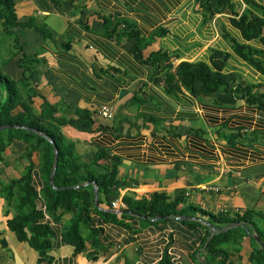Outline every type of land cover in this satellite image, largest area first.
<instances>
[{"label":"crops","instance_id":"crops-1","mask_svg":"<svg viewBox=\"0 0 264 264\" xmlns=\"http://www.w3.org/2000/svg\"><path fill=\"white\" fill-rule=\"evenodd\" d=\"M15 2L20 21L35 19L52 36L44 38L30 26L15 28L17 49L6 58L1 52L0 72L21 80V60L37 56L38 73L26 81L30 87L21 86L23 100L34 112L41 113L47 102L57 117L78 119L84 110L91 113L93 129L70 123L61 129L75 143L78 158L94 170L110 168L111 158L120 161L118 190L99 192L98 201L95 196L100 210L122 218L124 213L111 211L118 210L113 202L132 215L127 196L142 199L165 192L183 195L185 203L179 208L194 204L213 212L264 213V109L237 91L196 93L177 73L181 61L212 64L213 52L222 50L229 54L225 71H234L240 84L264 91V40L245 36L235 23L244 11L264 17V0ZM205 4L229 5L212 15ZM238 45L256 50L262 66ZM161 52L171 57V69L149 60ZM168 70L172 80L166 79ZM3 86L0 83V102L7 98ZM103 106L111 107L112 114H102ZM23 109L19 105L16 112ZM27 145L19 138L5 149L0 145V184L20 178L33 164L34 183L41 189V153L26 157ZM102 151L108 157L95 161ZM94 182L86 184L92 183L95 193ZM16 213L14 201L0 187V264H46L40 263V252L10 228L8 221ZM75 214L63 212L57 222L50 216L60 233L49 251L51 264H152L167 248L181 253L183 263L196 264L193 253L206 237L205 227L183 223L177 216L159 224L127 216V226L104 222L93 211L96 225L104 226L106 245L93 259L91 238L81 252L62 239L64 226ZM255 234L232 247L233 264L252 263Z\"/></svg>","mask_w":264,"mask_h":264},{"label":"trees","instance_id":"trees-1","mask_svg":"<svg viewBox=\"0 0 264 264\" xmlns=\"http://www.w3.org/2000/svg\"><path fill=\"white\" fill-rule=\"evenodd\" d=\"M208 11L214 15L221 12L229 4H205ZM244 35L247 37L259 36L264 40V17L253 15L244 11L235 20ZM0 25L5 32L13 33L15 28L33 27L41 32L44 38L52 36L50 29L45 24H37L35 19L20 21L16 10L15 0H0ZM238 48L248 59L258 66L262 61L256 59L251 46L238 45ZM229 54L216 50L212 54V64L204 61L183 60L177 66V73L181 81L194 92L206 94L219 91H237L253 102H258L264 109V91L256 92L251 84H236L237 76L234 71H225ZM37 56H25L21 60L24 67V77L15 80L9 75L0 72V83H4L7 89V98L0 102V125H27L44 132L52 138L55 144L39 132L11 127L0 129L1 150L5 149L15 138H19L28 145L26 157H30L33 151L41 153V177L42 187L34 183L33 164L27 167L26 172L9 184H0L1 192L15 203L17 213L8 221L10 228L16 232L20 240L28 241L40 252V263L51 264L52 257L49 251L54 247L55 239H58V231L46 214L53 216L57 222L63 212L76 210V214L70 222L64 226L61 235L64 242L75 247L76 252L86 249L87 240L92 239L94 251L93 259L97 258L96 252L106 247L103 235V225H96L97 219L92 215L96 211L104 222H116L120 225L130 226L125 217H138L151 224L165 223L176 216L181 221L192 226H203L201 221H208L206 237L203 239L202 248L193 253L196 264H233L231 249L246 236L256 233V246L251 264H264V213L255 209L245 213L232 214L229 211L213 212L194 204H185L183 195L174 197L165 192H155L149 198L136 199L133 196L126 197V203L134 214L124 213L122 218L110 211L100 210L95 204L94 185L86 184L87 181H97L99 192L110 193L118 190L120 185L118 177L119 159L111 158V166L106 170H94L92 164L82 162L75 152V143L70 141L61 129V125L70 123L85 130L93 129L94 120L88 110H84L78 119H67L54 115V106L49 109L46 102L41 113L34 112L30 102L23 100L21 86L28 85L26 81L34 77L38 70L35 61ZM153 63H165L166 68L171 69L172 59L166 52L153 55L149 58ZM167 80H172L173 72L164 73ZM30 87V85H28ZM34 92L29 95L32 100ZM19 105L23 110L16 112ZM55 146L59 149L58 169L54 178V184L50 178L55 164ZM108 157L102 151L96 155L95 161L102 157ZM77 185H80L77 187ZM45 205L44 207L41 205ZM62 210V214L59 212ZM138 214L139 216H137ZM164 217L154 220L157 217ZM189 217V218H188ZM192 217H197L192 219ZM201 219V220H199ZM100 224V222L98 223ZM232 224H235L232 226ZM83 227L89 231L83 233ZM215 227L217 231H213ZM167 248L163 257L155 264H175ZM202 255V256H201ZM131 264V263H129ZM133 264V263H132Z\"/></svg>","mask_w":264,"mask_h":264},{"label":"rangeland","instance_id":"rangeland-1","mask_svg":"<svg viewBox=\"0 0 264 264\" xmlns=\"http://www.w3.org/2000/svg\"><path fill=\"white\" fill-rule=\"evenodd\" d=\"M0 28L1 25H0ZM15 33V34H14ZM20 33V32H19ZM17 34L16 32H13V33H8V32H5L4 30H0V54L2 52V57L6 58L7 57V54L8 52L10 51H15V49H17V44H16V38H17ZM241 79V78H240ZM239 79H237L236 81V84H240L242 81V79L240 81H238ZM3 84V88H5V94L7 95V89H6V86L4 83H1ZM253 90H255V88H253ZM201 223L204 225L205 228H207V224L203 223L201 221ZM87 231L86 227H83V233L85 234ZM183 264H190V263H183Z\"/></svg>","mask_w":264,"mask_h":264},{"label":"water","instance_id":"water-1","mask_svg":"<svg viewBox=\"0 0 264 264\" xmlns=\"http://www.w3.org/2000/svg\"><path fill=\"white\" fill-rule=\"evenodd\" d=\"M11 127H17V128H25V129H29V130H33V131H36V132H39L40 134H42L43 136L47 137V135L36 129V128H33V127H30V126H27V125H10V124H7V125H0V129H4V128H11ZM52 143L55 144V141L52 139V138H49L47 137ZM55 164H54V169H53V172H52V175H51V178H50V181L52 184H54V178H55V175H56V172H57V169H58V160H59V149L57 146H55ZM95 183V196H96V200L98 201V194H99V189H98V185L96 182ZM80 186V185H78ZM77 186V187H78ZM96 201V202H97ZM111 211L113 212H118V210H115V209H112ZM127 212L126 210H122V213H125ZM164 217L160 216V217H157V218H154V220H159V219H163ZM209 225L210 223L207 222ZM235 224H232V226H234ZM213 231H217V229L215 227H212Z\"/></svg>","mask_w":264,"mask_h":264},{"label":"built area","instance_id":"built-area-1","mask_svg":"<svg viewBox=\"0 0 264 264\" xmlns=\"http://www.w3.org/2000/svg\"><path fill=\"white\" fill-rule=\"evenodd\" d=\"M100 112L102 114H104V115H111L112 114V109L109 106H103V107H101ZM41 205L44 207V209L46 208L45 205H43L42 203H41ZM113 206L118 209V212L119 213H122V208L119 206V204H118L117 201L113 202ZM46 218L48 220H50V215L49 214H46ZM177 218H180V216H177ZM168 251H169V254L172 257V261L175 264H183L181 253L174 251L173 248H170ZM164 252L165 251L162 252L160 258H158L157 261H159L163 257ZM157 261H155L152 264H155Z\"/></svg>","mask_w":264,"mask_h":264},{"label":"bare ground","instance_id":"bare-ground-1","mask_svg":"<svg viewBox=\"0 0 264 264\" xmlns=\"http://www.w3.org/2000/svg\"><path fill=\"white\" fill-rule=\"evenodd\" d=\"M220 51H221V50H220ZM188 230H189V229H188ZM203 230H204V229H203ZM186 231H187V229H186ZM190 233H191V232H190ZM185 234H186V233H185ZM186 235H187V234H186ZM186 235H185V236H186ZM189 237H190V236H189Z\"/></svg>","mask_w":264,"mask_h":264}]
</instances>
